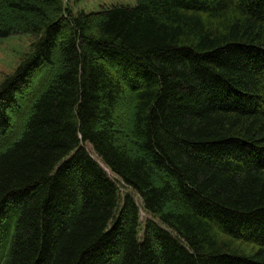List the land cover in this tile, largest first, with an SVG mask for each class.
<instances>
[{
	"label": "trees",
	"instance_id": "trees-1",
	"mask_svg": "<svg viewBox=\"0 0 264 264\" xmlns=\"http://www.w3.org/2000/svg\"><path fill=\"white\" fill-rule=\"evenodd\" d=\"M23 34L0 264H264V0H0Z\"/></svg>",
	"mask_w": 264,
	"mask_h": 264
},
{
	"label": "rangeland",
	"instance_id": "rangeland-1",
	"mask_svg": "<svg viewBox=\"0 0 264 264\" xmlns=\"http://www.w3.org/2000/svg\"><path fill=\"white\" fill-rule=\"evenodd\" d=\"M65 6L69 7L73 13L78 11L90 12L99 11L100 9L107 8L114 4H123L132 6L135 4V0H63ZM34 40V37L23 34V35H11L8 37L0 38V82L5 76L9 75L17 67L23 56L29 50L30 44ZM32 93L29 91L23 96L24 101H28ZM21 102L24 105V101ZM25 102V103H26ZM123 111V110H121ZM124 112H120L119 115H123ZM16 111L13 119H17ZM125 114V113H124ZM129 126L123 125L121 130H126ZM142 220L146 219L145 213L141 212Z\"/></svg>",
	"mask_w": 264,
	"mask_h": 264
}]
</instances>
